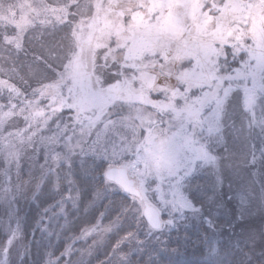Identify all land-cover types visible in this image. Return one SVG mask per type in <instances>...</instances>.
<instances>
[{
    "label": "rangeland",
    "instance_id": "374dc122",
    "mask_svg": "<svg viewBox=\"0 0 264 264\" xmlns=\"http://www.w3.org/2000/svg\"><path fill=\"white\" fill-rule=\"evenodd\" d=\"M49 2L66 3L67 0H49ZM30 3L32 0H0V36L4 41L5 34L13 35L23 28ZM80 3L84 4V0H80ZM72 11L77 14L68 19L78 27L75 37L76 52L71 55L65 69V74H69L70 78L64 84H54L51 91L62 88L66 104H72L74 96L79 97L78 106L68 108L65 105L61 110L58 101L51 102L49 98H42L33 107L35 102L33 92L22 99L23 102L17 98L12 100L11 93L0 97L4 98L2 107L10 100L13 104L16 103L13 112L4 117L3 108L0 107V120L5 121L10 117L13 129L22 130L16 133L22 137L31 136L30 146L24 151L25 153L13 154L14 162H12L17 171L22 168L27 157L32 158L27 173L30 174L29 178L37 179L34 186L31 181V195L39 189V185L46 178H49L52 187L59 191L64 184L62 183L64 176L68 175L73 166H76V169L87 170L92 162H94L93 166H97L111 193L116 190L122 191L106 182L104 170L108 166V161L104 157L105 146L93 148L91 137L88 144H81L83 151L77 148L75 152H71L72 156L78 157L76 160L73 159L76 162L71 160L72 156L65 158L67 149L63 148L64 137H73V133L77 132L80 127L76 120L78 114L85 122L95 116L116 121L117 114L123 115L126 121H131L133 118L138 121L146 110L152 111L149 105L153 102L155 107L162 108L167 102V94L173 89L179 92L190 88L193 95L201 97L204 115L208 117L203 132L208 135L216 132L222 107L223 121L228 113L237 112L240 108L245 116L242 118L243 124L247 132H250L247 138L239 122L231 130L225 127L222 135H214L208 152L215 158L219 157V161L215 160L214 164L196 161L193 172L180 187L181 195L190 201L196 210L174 211L170 215L165 209L162 219H172L171 225H165L163 229L157 231L150 229L142 213L137 211V205L127 194L134 204L129 207L123 206L122 214L115 215L112 222H118L114 230L117 226L123 228L121 224L128 215L130 220L139 219L141 225L138 226L137 232H130L134 234L131 238H120L128 243L123 249L120 246L118 252L126 253L131 264H145V259H141L144 258L145 251L152 247L154 248L152 252H156L160 238L163 239L170 228H175L178 225L177 221H189L191 215L207 216L202 213L205 212L202 204L200 203L199 206L188 197L189 190L197 189L199 183L202 185L205 183L213 191L218 186L221 188L222 182L227 192L237 190L241 195L242 187L244 186L241 190L243 192L246 185L250 184L248 171L260 173L264 170V133L255 127H250V117L245 111L248 96L264 89V0H87L86 8L77 10L73 7ZM64 25L67 29L70 26L69 23L53 24L46 28L37 26L35 29L48 30V33L50 30H60L63 35L61 28H66ZM30 31L32 30L27 34ZM219 44L223 48L221 47L220 52L218 49V53L215 45ZM142 53L156 58L155 61L151 65L140 62L143 59L140 58ZM138 58L140 60L132 64V61ZM225 60L227 63H224ZM81 62L82 65L88 64L90 68L95 69L96 75L99 70L105 69L103 82L100 77V80L97 79L98 82H95L89 72H84V68L79 69ZM221 63H224L227 69L223 74L219 70ZM126 68L133 69L128 70L131 71L128 73V71L124 72ZM60 78L54 81L58 82ZM115 78L119 80L109 81ZM51 82L53 81L47 83ZM131 82L136 86L131 87ZM181 85L183 87H180ZM21 108L23 113L20 112ZM261 111H264V103L257 107V113ZM49 117L51 119H48ZM26 128L28 130L23 131ZM209 128L212 129L211 133L208 131ZM197 131L200 142L205 144L204 141L209 137L200 133L199 129ZM57 138H59L58 143L55 142ZM73 143H76L74 138ZM1 146L0 149L8 147L6 144ZM56 153L60 154L58 163L53 160ZM5 164L7 168L13 167L7 162ZM60 177L63 178L60 180ZM0 184V191L12 186L10 181L7 184L4 182V186ZM96 192H93L96 194L92 198L97 209L92 214L98 223L100 218L115 210L118 202L108 201V204L107 202L97 204L103 196L99 190ZM68 196L69 194L65 193L59 200L51 201L43 207L48 215L37 225L40 236L37 242L43 243L41 264H49L50 260L57 258L59 264H66L68 257L74 253L73 264H82L86 259L84 249L93 244L91 241V244L86 245L87 239L81 238V233L96 226L97 223L81 224L74 234V239L83 241L80 244L82 248L73 245V242L65 241L60 250H55L59 242H62L60 236L62 229L66 227L67 214L72 207H76L77 203V197L68 199ZM149 199L154 206L161 207L155 193H149ZM55 202L57 203L54 204ZM197 207L200 208V213ZM254 222L259 220L251 217L246 224L252 225ZM15 226L17 227L18 224ZM108 233L100 234L95 239L96 245H102ZM140 234L143 236L141 239ZM209 235L208 239H212L215 234L211 232ZM147 244L149 248L144 249L142 246L146 247ZM68 248H71L70 254L65 252ZM160 251L161 248L157 252L165 254V257L168 256L167 252ZM133 253L136 259L130 257ZM159 253L154 255L158 258ZM109 255L107 259H110L114 253L110 252Z\"/></svg>",
    "mask_w": 264,
    "mask_h": 264
},
{
    "label": "trees",
    "instance_id": "16d2710c",
    "mask_svg": "<svg viewBox=\"0 0 264 264\" xmlns=\"http://www.w3.org/2000/svg\"><path fill=\"white\" fill-rule=\"evenodd\" d=\"M65 27L66 28H61L63 33L67 29V26ZM41 32H43L45 36L50 39H59L61 36H63L60 30H50V33H48V30L39 31L38 29H32V31H30L28 34L26 33L23 47L19 51L12 45L5 43V41L2 39V36H0V69H3V71H0V82L7 81L10 85H15V87L19 89L21 93L20 95H14L11 93L12 100L17 98L21 99L23 102L24 98L28 97V94L33 92L34 88L39 87L42 83L45 84L51 81L41 80L38 82L36 79L30 78L25 74L28 66L32 64L33 61H36L37 56L40 54L39 41L36 39V36ZM41 39H44V36H41ZM216 45L215 47L217 48V52L218 49L220 52V50L223 48L222 45ZM147 56L142 53L140 58L143 59L140 62L146 65H151V63H153L156 58L149 56L146 58ZM140 58L134 60L135 62L132 61V64L138 62ZM82 62L79 69L84 68V72H89L92 78H94L95 82H98L97 79H99L100 76L97 77V75L94 73L95 69L93 70L90 68L88 64L86 66L82 65ZM125 62L130 63L128 61ZM130 69L126 68L124 69L126 70L124 72H127ZM130 72L131 71H128V73ZM124 77L127 78L125 75ZM115 80H119V78L112 80L110 79L109 81L111 82ZM132 86L135 87L136 84L131 82V87ZM0 91V97H2L4 94L10 93L7 87L0 86ZM3 102L4 98H0V106L3 105ZM11 104H13V102L10 100L8 104H5L2 107L4 111L2 114L3 117L13 112V109L11 113L8 111ZM14 104L16 105V103ZM243 116V111H241L239 108L237 112L231 111V113H228L224 119V123L226 129L231 130L232 127H235L237 123L240 122L242 124V132H244L243 134L248 138L250 132H247L246 126L243 124ZM9 118L5 120L9 126L7 130H12L14 126ZM33 118H35V116H33ZM4 144L5 143L0 142V145L3 146ZM42 148L43 147H41V149ZM14 155H12L13 162ZM76 158L78 159L77 156H72L71 160L74 161L73 159L76 160ZM31 159L32 158L27 157L21 166L22 168L16 171L14 164L10 163L13 167L7 168L5 164L6 161L0 158V183H2L4 186L8 183V181H10L12 185L9 189H4L2 186L1 189H3L0 191V264L42 263L41 258L43 256V243L42 241L40 244L37 242L38 239H40L39 228L37 225L48 215V212L43 207L46 204L51 203V201H55L57 199L59 200L60 197L65 193H71L74 198L77 197V203L75 204L76 207H72V209L67 214L68 216L65 224L66 227L62 229L60 236L62 238V242H59V244L55 247V250H60L63 247L65 241L68 243L73 242V245H77V247L80 249L82 248L80 247V244L83 241L80 242V240L74 239V234L77 233L81 224L94 225L97 223L94 214H92V212L97 209V205L92 198L97 193V190L102 192L103 196L97 202V204L106 202L108 204V201L118 202L115 210L109 214L107 213L104 218H100L97 224L102 223L103 225H108L113 223L112 219L115 218V215L122 214L121 211L124 209L123 206L127 205V207H129L134 204L124 191L116 190L114 193L110 192V189L108 185H105L97 166H93L94 162H92L90 168L87 170H84L83 168L76 169V166H73L68 175L64 176V179L62 180V183L64 184H62L59 191H56L57 189L52 187L50 179L46 178L43 182H41V185H39V189L31 195L32 186H34L37 179L36 177H34L36 179L29 178L28 175L30 174L27 173V167ZM248 172L249 173H247V175H249L248 178L250 180V184L246 185V188H244L243 192L241 190L244 186L242 187L240 190L241 195L239 199L236 198L238 191L232 190L231 192H227L224 187L225 184L221 186L218 194L217 188L212 191V188H208L205 183L203 185L200 183L197 184V189L192 188L189 190L188 194V197L194 201L195 204L199 206L200 203L202 204V208L205 210V212L203 211L202 213L206 214L207 216L209 215V209H214L215 204H219V215L217 219L214 218V224L219 230V235L224 237L226 240L237 241L241 247L247 243H250V240L247 236V231L258 222L248 225L246 224V221L249 219L237 220V216H243L245 213H250L253 208L259 205L260 198L262 194H264V170L260 173H258L259 171H256L255 173V171L251 170ZM62 178L63 177H60V180ZM3 179L4 181H2ZM31 181L33 182L32 186L30 185ZM193 181H195V178ZM94 191L96 193H93ZM213 195H216V200L214 205L210 206L208 204V197ZM206 204L208 206H206ZM22 212L24 213L21 214ZM129 217L130 216L128 215L123 220V224H121L123 227L122 229L118 228L117 226L116 230L113 228L107 234L108 237L105 239V242L102 243V245H96V247L93 246L91 252L88 251L89 246L86 247L84 249L86 259L82 264H96V262L109 257L110 252H113L112 249H114L118 241L120 242L119 247L121 246V249H123V247H127L128 242L126 243V240H122L120 238L127 236V234L132 231L137 232L138 226L141 225L140 222H138L139 219L135 221L133 219L130 220ZM203 217V214H198L196 216L191 215L189 221L186 222L179 220L177 221L178 225H176L175 228H170L169 231L165 233L164 238H160L156 252L154 251V253L157 255L159 253L157 250L161 248L160 252H167V257L164 256L165 254L159 253L157 258V256L152 252V249L154 248L151 247L149 250L145 251L144 258L141 259H145V264H206L204 259L205 245L210 244L212 239H208L210 237L209 234L211 231H209L205 225ZM254 218H257L259 221L261 219L260 217ZM57 221L59 220L57 219ZM16 224H18L17 227L15 226ZM14 228H16V230L18 229V231H16V238L11 242V244H9L8 241L13 233ZM244 230H246V232H244ZM242 232L244 233L242 234ZM97 237L90 236L87 238L86 245L94 239H97ZM70 238L73 239L70 240ZM141 238H143V236L140 234V239ZM142 247L146 249L149 248V245L146 247L143 245ZM5 249H7L6 252ZM116 251H118V249ZM74 254L68 257L66 264H73L72 257ZM135 256L136 255L133 253L130 257L136 259Z\"/></svg>",
    "mask_w": 264,
    "mask_h": 264
},
{
    "label": "snow or ice",
    "instance_id": "6c2138e0",
    "mask_svg": "<svg viewBox=\"0 0 264 264\" xmlns=\"http://www.w3.org/2000/svg\"><path fill=\"white\" fill-rule=\"evenodd\" d=\"M73 7L71 3L32 0L27 8L25 25L13 35L5 34V43L12 45L18 51L21 50L24 37L29 30L35 29L37 26L46 28L53 24L69 23L68 18L77 14L72 11ZM69 78V74H64L58 82L42 83L39 87L34 88L35 102L32 106L38 104L42 98H49L51 102L58 101L61 110L65 105L68 108H76L79 97L74 96L73 103L66 104L62 88L58 91H51L54 84H64ZM0 86L7 87L9 92L14 95L21 94L15 85H10L7 81L0 82ZM254 95L255 93H252L248 96L245 108L254 103ZM149 106L152 107V111L147 112L146 110L138 121L135 118L126 121L123 118L126 125L134 130L129 135L123 134L120 130L125 124H119L110 119L105 120L101 116L90 117L85 122L78 114L76 120L81 128L87 130L89 136H95V139L91 141L93 148L100 145L105 146L103 152L108 161L105 172L106 182L129 194L131 200L137 205V211L147 219L150 229L157 231L163 229L165 225L173 223L170 218L162 219L165 209L169 211L170 215L174 211L196 210L191 202L181 195L180 187L193 172L196 161L214 164L216 158L208 152L206 144L200 142L197 129L200 130V133L204 131L208 117L204 115V104L201 97L193 95L190 88L187 91L179 92L173 89L167 94V102L162 108L155 107V102ZM15 108L16 105L11 104L9 113ZM220 111L221 119L223 107ZM20 112L23 113V108L20 109ZM14 115L15 113H13ZM252 115L254 119L255 114ZM25 118L27 119V117ZM27 130L26 128L23 131ZM21 131L18 128L11 130L13 134ZM208 131L211 133L212 129L209 128ZM108 133H111L113 137H121L119 145L114 138H108ZM55 142L58 143L59 138ZM106 144H110L111 148H107ZM64 146L70 152H75L77 148H81L83 151L81 143L76 141L74 144L71 136L64 137ZM9 154H14L10 146ZM59 158L60 154L56 153L53 160L58 163ZM149 193L156 194V199L160 202L161 207L154 206L150 202ZM68 199H74L71 193ZM117 222L108 225L101 223L90 229H85L81 233V238L87 239L90 236L97 237L100 234H106L115 227ZM16 231L18 230H14L10 236L9 244L16 238ZM132 235L129 233L122 239L131 238ZM119 243L118 241L113 249L114 254L119 248ZM91 250L92 248L89 247L88 251L91 252ZM6 251L7 249H5ZM65 252L70 254L71 248L66 249ZM49 264H59V258L50 260Z\"/></svg>",
    "mask_w": 264,
    "mask_h": 264
},
{
    "label": "clouds",
    "instance_id": "9594fccd",
    "mask_svg": "<svg viewBox=\"0 0 264 264\" xmlns=\"http://www.w3.org/2000/svg\"><path fill=\"white\" fill-rule=\"evenodd\" d=\"M66 3H71L77 10H83L87 6V0H84V4L80 3V0H67ZM69 28L64 32L63 36L59 39H50L43 32L36 36L39 41L40 54L37 56L36 61H33L27 68L26 75L30 78L36 79L38 82L41 80H56L65 74V69L71 58L76 52V28L78 25L73 22H69ZM44 36V39H41ZM71 54V55H70ZM224 63H227L225 60ZM224 63L219 65V70L223 74L227 71ZM234 66V65H233ZM3 71V69H0ZM105 69L99 70L97 75L100 76L103 82V72ZM264 103V89L258 90L254 95V103L245 108L248 113L249 125L250 127H255L264 133V111L257 113V107ZM255 117L253 119V115ZM123 115L117 114L116 121L119 124H125L121 128V132L125 135L131 134L134 130L126 125V121L123 119ZM8 124L6 121L0 120V142L5 143L8 147L0 149V158L4 159L7 163H12V155L9 154V146L14 154L23 153L28 146H30L31 136L22 137L18 133H12L8 129ZM102 127V126H101ZM225 124L223 118L219 120L217 125V131L208 135L206 132H202L204 136L209 137L204 142L207 149L211 145V140L214 135H222ZM109 139H115L117 145L121 141L120 136L113 137L111 133H108ZM89 137L95 139V136H89L85 128L78 127L77 132L73 133V138L79 141L81 144H88ZM107 148H111L110 144H106ZM64 149H67L65 146ZM87 155V153H84ZM72 156V153L68 151L65 153V158L68 159ZM104 158L103 156H100ZM219 157L216 160L219 161ZM255 162V161H253ZM222 186V182H221ZM220 191V186L217 188V194ZM236 198H240V194H236ZM216 200V195L208 197V204L211 206ZM219 204H215L214 209H209V215L204 216L203 220L209 231L214 233L210 244L205 245L204 259L206 264H264V194H262L259 205L252 209L250 213H245L243 216L238 215L237 220L249 219L251 217H260V221L254 224L247 231L248 239L250 243H247L243 247L239 245L237 241L226 240L224 237L219 235V230L213 223V219H217L219 215L218 209ZM198 213H200V208L197 207ZM97 244V241L93 240V244L89 245L93 249V246ZM98 264H131L129 256L126 253L116 251L115 254L106 260L98 261Z\"/></svg>",
    "mask_w": 264,
    "mask_h": 264
},
{
    "label": "water",
    "instance_id": "95a60500",
    "mask_svg": "<svg viewBox=\"0 0 264 264\" xmlns=\"http://www.w3.org/2000/svg\"><path fill=\"white\" fill-rule=\"evenodd\" d=\"M106 170H107V168H106L104 171L106 172ZM105 172H104V176H105ZM144 219H145L146 222H148L147 219H146L145 217H144Z\"/></svg>",
    "mask_w": 264,
    "mask_h": 264
}]
</instances>
